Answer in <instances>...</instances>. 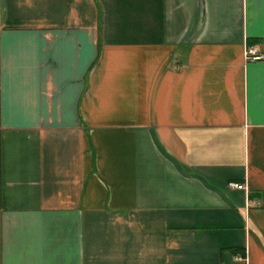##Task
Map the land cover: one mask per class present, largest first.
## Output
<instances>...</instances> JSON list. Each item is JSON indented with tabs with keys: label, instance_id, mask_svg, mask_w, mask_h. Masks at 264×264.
<instances>
[{
	"label": "crops",
	"instance_id": "0c3cea01",
	"mask_svg": "<svg viewBox=\"0 0 264 264\" xmlns=\"http://www.w3.org/2000/svg\"><path fill=\"white\" fill-rule=\"evenodd\" d=\"M251 47L264 0H0V264H264Z\"/></svg>",
	"mask_w": 264,
	"mask_h": 264
},
{
	"label": "built area",
	"instance_id": "2783aa9c",
	"mask_svg": "<svg viewBox=\"0 0 264 264\" xmlns=\"http://www.w3.org/2000/svg\"><path fill=\"white\" fill-rule=\"evenodd\" d=\"M246 59L248 60H263L264 54L259 53L255 47L248 48L245 52ZM229 186L235 189H246L244 184L239 182H230Z\"/></svg>",
	"mask_w": 264,
	"mask_h": 264
}]
</instances>
